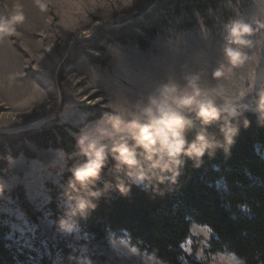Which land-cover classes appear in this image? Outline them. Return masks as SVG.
<instances>
[{"label": "rangeland", "instance_id": "rangeland-1", "mask_svg": "<svg viewBox=\"0 0 264 264\" xmlns=\"http://www.w3.org/2000/svg\"><path fill=\"white\" fill-rule=\"evenodd\" d=\"M155 2L0 0V18L17 13L24 16L13 33H0V132L40 128L58 117L60 122L78 129L70 130L76 139L85 134L111 148L118 139L131 138L127 114L121 117L122 134L112 130L109 119L113 109L134 110L170 74L183 83L185 75L196 72L202 74L206 89L222 87L227 94L236 95L245 92L238 102L218 101L226 117L243 109L264 113L256 104V95L264 83V27H260L264 24V0H227L206 13L184 10L168 18L147 46L112 43L92 53L105 65L94 64L86 57L66 65L78 42L93 36L102 26L118 25L143 15ZM235 20L253 26V46L245 49L250 58L232 74L216 81L212 72L223 62L224 26ZM87 106L107 111L100 119L89 121V114L83 110ZM193 118L196 116L189 117ZM31 147L36 158L10 157L9 171L0 175V218L10 225V237L15 242L34 248L36 237L42 239L43 245L62 237L74 249L85 252L93 264H152L153 257L132 247L127 238L97 240L78 228L72 235L59 234L48 213L36 224L31 223L16 206L10 194L12 188L23 183L29 200L42 209L49 200L47 182L59 183L66 157L62 149ZM203 226L206 225L192 224L191 235L183 244L187 255L181 258L183 264L203 261L199 252L206 242L200 235H193ZM52 264L62 263L55 258Z\"/></svg>", "mask_w": 264, "mask_h": 264}, {"label": "trees", "instance_id": "trees-1", "mask_svg": "<svg viewBox=\"0 0 264 264\" xmlns=\"http://www.w3.org/2000/svg\"><path fill=\"white\" fill-rule=\"evenodd\" d=\"M224 1L227 0H156L143 15L118 25L102 26L90 38L78 42L66 65L76 64L83 57L94 64L105 65L92 53L117 42L147 46L149 39L172 15H180L184 10L210 12ZM261 99H264V83L256 95V104L260 105ZM83 110L89 114V121L100 119L107 111L99 106H87ZM235 114L231 122L240 132L230 151L216 149L206 154L199 167L184 157L176 184L168 182L167 177L160 183L161 173L151 170L143 159L141 163L148 179L140 184L134 178L117 173L115 162L109 157L107 167L92 189L103 191L94 201L96 209L86 218L77 216L72 221L97 240L106 241L111 236L127 238L132 247L151 257L155 254L163 264H183L181 258L187 256L183 244L191 235L192 224L210 225L214 229L213 250L233 251L243 257L246 264H264V113L243 109ZM245 120L250 122L248 127L244 126ZM191 121L192 127L186 132L189 142L202 130L197 117ZM223 123L224 119L207 129L210 138L223 142L220 131ZM70 130L78 129L68 122H60L57 117L40 128L0 132V175L9 171L10 157L36 158L31 145L65 152V168L60 173L59 183L47 182L49 200L42 209L29 200L23 183L14 186L10 193L31 223L36 224L48 213L59 234L64 233L59 228L60 221L67 219L66 213L74 207V201H69L66 195L70 191L68 183L73 167L84 161ZM123 140L132 143L131 138L118 139V142ZM118 182L130 187L127 195L117 190ZM79 195L86 197L87 194L81 191ZM10 233V225L0 218V264H52L55 258L62 264H72L70 257L88 256L68 245L62 237L58 241H46L44 245L42 239L36 237L33 248L15 242ZM194 262L204 264V261Z\"/></svg>", "mask_w": 264, "mask_h": 264}, {"label": "clouds", "instance_id": "clouds-1", "mask_svg": "<svg viewBox=\"0 0 264 264\" xmlns=\"http://www.w3.org/2000/svg\"><path fill=\"white\" fill-rule=\"evenodd\" d=\"M23 20L24 16L19 13L10 18H0V33H13L14 26ZM260 27H264V24ZM224 30L226 35L223 38V62L212 72V78L216 81L226 78L235 69L244 65L250 58L245 49L253 46L250 37L253 36L254 29L251 24L235 20L227 23ZM202 79L201 73H190L185 75L183 83H180L170 74L165 82L147 95L146 102L138 103L134 110L113 109V115L109 119L112 130L118 135L122 134L121 117L127 114L130 120L128 125L131 144L123 140L113 142L109 148L103 142L90 140L85 134L78 136L77 148L84 161L72 170L68 183L70 191L66 195L69 201H74V207L66 213L67 219L59 223L62 232L68 235L74 234L77 225L72 218L77 216L86 218L90 211L96 209L97 205L94 201L103 194V191L92 189L107 167L109 157L115 162L117 173L134 178L140 184H144L148 179L147 170L141 159L151 170L161 173L160 183H164L167 177L168 182L176 184L181 175L180 169L185 163L184 157L193 160L199 167L206 154L214 153L216 149H223L225 153L230 151L240 128L231 122L235 118V112L228 114L230 119L226 118L225 112L218 107V101L226 104L238 102L244 98L245 92L240 91L236 95L227 94L222 87L206 89L202 86ZM105 107L110 106L105 105ZM259 107L264 111V99H261ZM191 115H195L201 122L202 130L189 142L186 132L192 127L193 122L189 119ZM222 119L224 123L220 131L223 142H220L210 138L207 129ZM249 123L245 120L244 126L248 127ZM116 187L123 195L130 192V187L123 183L118 182ZM145 187L147 190L148 186ZM81 191L87 194L86 197L79 195ZM72 193L78 195L73 196ZM193 235H200L206 242L199 252L204 264H246V260L233 251L212 249L214 229L210 225L199 228ZM152 255L154 257L152 264H163L155 254ZM70 259L72 264H93L86 255L70 257Z\"/></svg>", "mask_w": 264, "mask_h": 264}, {"label": "bare ground", "instance_id": "bare-ground-1", "mask_svg": "<svg viewBox=\"0 0 264 264\" xmlns=\"http://www.w3.org/2000/svg\"><path fill=\"white\" fill-rule=\"evenodd\" d=\"M115 255V254H114ZM127 260V259H126Z\"/></svg>", "mask_w": 264, "mask_h": 264}]
</instances>
